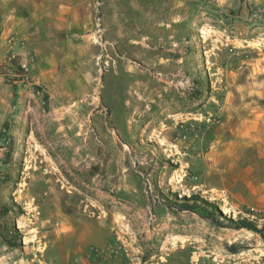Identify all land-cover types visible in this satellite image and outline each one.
Instances as JSON below:
<instances>
[{"label":"rangeland","instance_id":"1","mask_svg":"<svg viewBox=\"0 0 264 264\" xmlns=\"http://www.w3.org/2000/svg\"><path fill=\"white\" fill-rule=\"evenodd\" d=\"M54 2L67 17L54 81L35 67L11 77L35 53L17 35L0 62V96L27 92L40 114L0 118V240L21 233L0 264H64L89 247L122 264H264V214L218 205L255 226L236 229L177 206L207 199L197 164L214 129L257 122L264 144V0Z\"/></svg>","mask_w":264,"mask_h":264},{"label":"crops","instance_id":"2","mask_svg":"<svg viewBox=\"0 0 264 264\" xmlns=\"http://www.w3.org/2000/svg\"><path fill=\"white\" fill-rule=\"evenodd\" d=\"M56 4L57 8L64 7L54 0H0V62L7 52L6 39L13 33L34 49L33 72L42 80L54 81L49 69L54 66V44L51 41L63 39L67 33L64 30L67 17L54 13ZM28 110H33L30 114L36 121L40 114L37 100L31 94L25 92L17 101L0 96V118L5 121L16 122ZM258 124L251 122L252 126L240 130L214 129L207 145L200 149L198 189L208 195L207 199L227 206L232 212L248 208L264 214V144L259 140ZM7 247L0 240V257L12 253ZM83 253L78 252L74 258L81 259ZM116 264L122 263L116 261Z\"/></svg>","mask_w":264,"mask_h":264},{"label":"built area","instance_id":"3","mask_svg":"<svg viewBox=\"0 0 264 264\" xmlns=\"http://www.w3.org/2000/svg\"><path fill=\"white\" fill-rule=\"evenodd\" d=\"M16 35L10 34L6 42L10 45H13L15 42ZM9 59H14V55L10 54ZM36 55L32 50H26L23 52L20 57L16 58L14 62V69L10 70L11 77L18 78L20 81H23L27 78V74L30 70L35 67ZM13 65H11L12 67ZM1 68H4V64H0ZM44 91L43 88H39L37 93L41 94ZM253 211V210H252ZM154 218V216H152ZM116 250L113 248H99V247H89L82 255L81 259L74 258L71 261L65 262L64 264H116ZM125 255L128 259H131L130 254L125 251ZM39 264H45L39 260ZM135 264H145L142 263L140 259H136Z\"/></svg>","mask_w":264,"mask_h":264},{"label":"trees","instance_id":"4","mask_svg":"<svg viewBox=\"0 0 264 264\" xmlns=\"http://www.w3.org/2000/svg\"><path fill=\"white\" fill-rule=\"evenodd\" d=\"M183 202L178 204L177 206L182 209V210H190L193 212H198L205 217L210 218V220L217 225H222L220 224L218 220L219 217H224L227 220V226L232 227V228H248V229H254L255 226L251 222H249L246 219H235L233 220L232 218L226 217L224 214H222L218 208V204L215 200H209L203 198L201 193H191L188 197H183ZM248 211L247 213L250 214H255L252 210H246ZM5 242L8 247L11 248H16L21 246V233L19 230L16 228L15 225L10 226L9 231L7 233V236L5 237ZM229 249H232L234 252L238 251V249L232 245L228 246Z\"/></svg>","mask_w":264,"mask_h":264},{"label":"bare ground","instance_id":"5","mask_svg":"<svg viewBox=\"0 0 264 264\" xmlns=\"http://www.w3.org/2000/svg\"><path fill=\"white\" fill-rule=\"evenodd\" d=\"M222 208H223V211H224L225 213L228 212V208H227V207H222Z\"/></svg>","mask_w":264,"mask_h":264}]
</instances>
